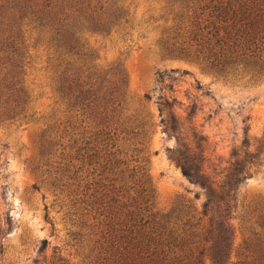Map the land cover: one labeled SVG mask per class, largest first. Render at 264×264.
Masks as SVG:
<instances>
[{"label": "trees", "instance_id": "trees-1", "mask_svg": "<svg viewBox=\"0 0 264 264\" xmlns=\"http://www.w3.org/2000/svg\"><path fill=\"white\" fill-rule=\"evenodd\" d=\"M154 2L157 9L134 22L123 0H0V119H34L20 75L26 48L40 47L51 103L48 114L37 118L43 127L36 164L45 167L52 187L64 185L75 195L82 186L78 200L90 199V253L80 250L70 263L56 256L49 264H264V199L250 210L234 259L230 222L236 190L263 148L251 144L249 150L244 141V149L217 166L201 134L191 127V138L183 136L181 115L173 109L180 102L157 96L160 131L175 138L167 157L198 187L193 197L202 195L198 206L179 196L168 209L158 207L144 145L152 123L142 112L126 113L122 68L98 65L87 46L89 35L131 41L136 34L150 39L161 59L190 62L222 78L259 81L264 0ZM184 111L187 118L195 107ZM45 246L42 238L40 248Z\"/></svg>", "mask_w": 264, "mask_h": 264}, {"label": "rangeland", "instance_id": "rangeland-1", "mask_svg": "<svg viewBox=\"0 0 264 264\" xmlns=\"http://www.w3.org/2000/svg\"><path fill=\"white\" fill-rule=\"evenodd\" d=\"M123 1L134 12V22L158 7L154 0ZM150 42L136 34L131 41L114 35L87 37L98 65L122 68L127 80L126 113L142 112L152 123L144 145L158 207L168 209L179 196L190 198L198 206L202 195L193 197L198 187L188 182L167 157L166 147L174 146L175 138L160 131L157 96L172 95L180 102L173 109L181 115L183 136L191 138V127L201 134L207 156L217 166L226 165L233 150L244 149V141L249 142V150L251 144L263 148L251 175L236 190L230 218L234 259L250 210L264 199V140L256 142L264 134V78L250 82L218 77L190 62L161 59ZM30 46L20 77L30 93L34 119H0V264H49L56 256L65 263L76 262L80 250L90 253V199L78 200L82 186L76 188L75 195H70L64 185L52 187L45 167H37V136L43 127L37 118L48 114L51 100L45 54L40 47ZM157 77L164 79L158 81ZM144 94L150 98L146 100ZM189 104L195 111L185 118L184 108ZM42 238L46 239L44 248H40Z\"/></svg>", "mask_w": 264, "mask_h": 264}]
</instances>
